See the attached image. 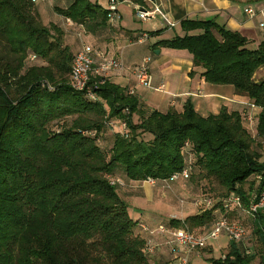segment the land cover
<instances>
[{
    "label": "trees",
    "instance_id": "obj_1",
    "mask_svg": "<svg viewBox=\"0 0 264 264\" xmlns=\"http://www.w3.org/2000/svg\"><path fill=\"white\" fill-rule=\"evenodd\" d=\"M68 2L55 4L54 10L73 26L92 34L111 26L109 9L98 1ZM36 4L0 0L5 50H0V264H157L155 251L147 250L154 235L140 227L144 220L132 218L112 176L123 172L132 181L166 179L185 166L189 154L193 166L186 180L205 181L203 196L215 198L216 204L184 219L162 220L157 227L196 231L220 216L235 220V210L222 207V199L233 193L249 210L253 197L264 190V160L255 148L258 139L264 141V76L255 77L264 67V40L250 48L243 34L214 19L185 18L183 34L154 44L187 50L206 82L231 85L260 108L254 137L242 113L227 106L203 116L188 99L182 111L162 112L109 79L75 89L71 69L77 52L65 43L60 25L43 22ZM31 53L38 56L32 65ZM68 117V124L51 127ZM113 118L125 120L130 132L128 137L117 132L106 152L98 141ZM253 176L259 183L247 190ZM253 234L264 264L260 210L253 217ZM256 255H246L230 240L227 253L209 258L208 264H250Z\"/></svg>",
    "mask_w": 264,
    "mask_h": 264
},
{
    "label": "crops",
    "instance_id": "obj_2",
    "mask_svg": "<svg viewBox=\"0 0 264 264\" xmlns=\"http://www.w3.org/2000/svg\"><path fill=\"white\" fill-rule=\"evenodd\" d=\"M95 1H98L107 9L111 6V2L115 1L117 7L116 17L113 21L110 20L112 23L108 29L96 34L86 32V40L95 48L108 51L112 56L121 58L125 62L130 70L126 69L113 73L110 75L109 80L129 90L134 89V94L146 106L162 112H166L171 108L182 111L184 103L190 99L197 111L203 116H207L210 113H218L219 108L222 106H227L231 109V100L241 102L243 99L242 101H244L245 96L241 97L233 86L218 88L221 86L206 82L200 75L202 68L194 65L193 56L187 50L165 47L156 49L154 44L161 39L171 38L176 33L183 34L182 30L179 29L180 22L185 18H190L214 19L219 24L225 25L228 29L243 34L248 39V46L256 48L264 40V28L261 26V21L264 20V0H153L159 4L161 10L167 15L169 20H164L158 15L154 23L156 26L152 29L138 26L137 22H134L135 17L133 15L136 13L137 4L152 8L153 3L151 2L142 1L139 3L135 0ZM68 3V0H48L36 5L43 22L45 24L52 22L60 25L65 30V38H67L69 33V41L77 44L76 50L78 51L80 42L74 33L76 30L79 31V28L69 25L66 18L54 10L55 4L67 6ZM247 7L254 8L257 15L253 18L249 17L245 11ZM169 21H174L177 25L173 28L169 27ZM158 30H162V32L158 35L151 34L144 43L131 44L134 37L139 34L144 32L151 33ZM153 38H155V41L151 43V39ZM128 47H131L129 53H127L128 49H130ZM156 50H159V53ZM150 51H154V53ZM145 56L152 57L150 70L153 75V88L137 86L136 78L131 70ZM261 70H264V67L260 68L258 72ZM215 106H218V108H215ZM233 110L240 111V108H234ZM258 110L260 112V108ZM179 181H186V179H180L177 182ZM145 191L147 202H151L152 205L150 207L153 208L149 206L135 207L140 210L138 212L139 215L136 217L132 216V209L130 207L129 212L132 218L144 220L150 228H156L163 220L157 214V202L159 200L153 194L152 188H147ZM145 233L149 235V233ZM222 236L226 235L223 234L217 240H211L208 245L213 246L214 250L215 244H218L220 249H224L228 246L230 240L226 236L228 238L227 246L221 245L218 240ZM153 239L157 244L153 253L154 261L157 264H174V255L170 249L171 247L165 243L166 237L157 234ZM156 239L161 240L157 241ZM195 258H197L195 255H191V264H194L193 260Z\"/></svg>",
    "mask_w": 264,
    "mask_h": 264
},
{
    "label": "built area",
    "instance_id": "obj_3",
    "mask_svg": "<svg viewBox=\"0 0 264 264\" xmlns=\"http://www.w3.org/2000/svg\"><path fill=\"white\" fill-rule=\"evenodd\" d=\"M47 0H33L34 3L45 2ZM144 2L153 3V7L143 6L141 4L136 5V14L143 20H150L161 16L164 20H167V15L161 10L159 4L153 0H143ZM110 11V20H114L116 17V3L111 2V6L108 8ZM249 17L253 18L257 15L256 11L252 7L245 9ZM169 20V19H168ZM69 25H73L70 19L67 20ZM177 25L174 21H169V27H175ZM261 26L264 28V20L261 21ZM78 38L80 42L79 50L77 51L71 69V85L77 90H85L89 83L94 79L93 85L98 86L103 84L110 75L116 72L130 68L120 58L112 56L108 51L100 48H95L86 40V31L82 25L79 26ZM149 38L147 32L141 33L136 39L131 41V44L144 43ZM38 56L35 53L29 54L27 60L29 63L36 62ZM151 57L145 56L139 64L134 66L131 70L136 78L137 86L144 88H153V75L150 70ZM51 87V86H50ZM130 94H134V89H130ZM92 98H95L93 93H89ZM254 107V104H252ZM258 108V107H257ZM123 136L128 137L129 128L125 120L121 121V129L119 131ZM189 143H186V149H188ZM188 153V150H185ZM192 157L189 156L185 159V166L174 172L169 178L157 180L149 177L145 182L152 185H171L180 179H188L192 171ZM113 183L120 182V180H112ZM193 205L197 207V210L204 211L213 207L216 204V200L211 197L203 196V198L194 199ZM222 207L226 211L230 210H244L242 205V198L238 194H231L228 197L222 199ZM264 207V190L253 197L249 210L247 211L252 217H255L258 210ZM140 227L149 232L152 236L162 235L165 236V243L168 244L174 255V259L178 264H190L189 258L192 253H199L204 248L208 247L211 240H217L221 235H226L229 240H232L239 245L243 246L244 253L246 255L253 254L251 247L246 244L248 236L247 228L237 220H231L227 216L218 217L209 228H203L196 231H191L188 228H168L167 226L160 225L155 229H150L149 226L141 222ZM150 237L147 242V250L149 252L154 251L156 242ZM176 264V263H174Z\"/></svg>",
    "mask_w": 264,
    "mask_h": 264
},
{
    "label": "rangeland",
    "instance_id": "obj_4",
    "mask_svg": "<svg viewBox=\"0 0 264 264\" xmlns=\"http://www.w3.org/2000/svg\"><path fill=\"white\" fill-rule=\"evenodd\" d=\"M48 1V0H47ZM46 1V2H47ZM135 19L134 22H137L138 26L144 27L146 29H152L156 25L154 24L156 22V18L154 17L150 20H143L139 16H137L136 13L133 14ZM180 27V25H179ZM178 27V28H179ZM180 29V28H179ZM75 31V30H73ZM78 31L76 30L74 35H77L78 37ZM70 36L68 33L67 38H65V43L70 46L71 50L75 53L77 50V44L76 43H71L69 41ZM155 38L151 39V43ZM79 41V38H78ZM77 42V40H76ZM79 43V42H78ZM99 44V43H97ZM98 46V45H97ZM101 47V46H99ZM2 48V45H0V50ZM102 48V47H101ZM130 48V49H128ZM127 53L130 52L131 47H128ZM2 52L4 53L5 50L2 48ZM151 53H154V51H150ZM34 63H31L32 65ZM259 77H258V76ZM256 75L257 79H260L261 77L264 76V70H261L258 72ZM221 86L218 88H227L224 86H231V85H217ZM233 88V87H232ZM241 97H244V101L241 100V102L231 100L232 105H230V108L228 107L229 110H233L234 108H240V112L242 113L243 119H244V124L248 128V130L251 132L252 136L256 137L257 131H256V124H257V117L259 113V108L254 107L252 105V102L248 101V97L246 95L240 94ZM246 100V101H245ZM248 101V102H247ZM222 106V105H221ZM215 108H218V106H215ZM220 109V108H219ZM70 117L62 119V120H57L54 121L51 125L53 129H58L60 128L63 124H68L71 122ZM134 120L137 122L139 120V117L137 115L134 116ZM121 119L118 118H113L107 123L106 130L102 133H100V141H98L99 145L106 151L109 152L114 141V136L116 135L117 132L120 131L121 129ZM254 128V129H253ZM145 139H150L151 136L148 134H145L143 136ZM258 141L261 143L259 145H256L255 148L258 149L261 154L262 158L261 160H264V141L261 139H258ZM120 180L119 182V193L120 195L127 201L129 204V207L132 209L131 213L133 217H136L138 212L140 210L136 209L140 208L142 206H151V202H147V194H146V189L147 188H152L153 194L157 196V200H159L158 205H157V214L160 218H163L164 221L168 222L171 218H180L184 219L188 215L196 213L197 207L193 205V200L197 198H203V189H206V182H196L192 180H186V181H179L177 183H173L171 185H152L148 182L145 181H132L129 180L126 175L123 172H119L116 175L112 176V180ZM258 184V178L256 179L254 176L251 177V179L247 182L246 184V189H250L251 185L253 187V184ZM255 185V186H256ZM254 186V190L255 187ZM215 199V198H213ZM139 206V207H138ZM153 208V207H150ZM196 209V210H195ZM260 211L262 215L264 216V207L260 208ZM233 219L241 222L248 230V236L246 239V244L251 247V250L253 253L257 254L256 258L251 261L250 264H262L261 259H260V244L258 242L257 236L253 234V217L247 212V210H235V213L233 214ZM157 240V239H156ZM161 239L157 240L160 241ZM218 242L221 245H226L228 244V238L226 236H222ZM216 243V242H215ZM229 246V244H228ZM228 246L225 247L224 249H220L218 244H215V250L214 247L209 245L206 249L201 250L199 255L197 253H192L190 255H195L197 258L193 260L194 264H208L209 263V258L211 257H221L224 256L227 251H228ZM176 264L177 260H173ZM190 264H191V256L189 258Z\"/></svg>",
    "mask_w": 264,
    "mask_h": 264
},
{
    "label": "water",
    "instance_id": "obj_5",
    "mask_svg": "<svg viewBox=\"0 0 264 264\" xmlns=\"http://www.w3.org/2000/svg\"><path fill=\"white\" fill-rule=\"evenodd\" d=\"M157 53H159V50H156Z\"/></svg>",
    "mask_w": 264,
    "mask_h": 264
}]
</instances>
